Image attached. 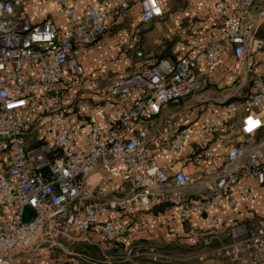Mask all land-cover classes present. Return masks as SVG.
<instances>
[{
    "label": "built area",
    "instance_id": "obj_1",
    "mask_svg": "<svg viewBox=\"0 0 264 264\" xmlns=\"http://www.w3.org/2000/svg\"><path fill=\"white\" fill-rule=\"evenodd\" d=\"M61 5L70 22L68 31L57 29L50 18L31 24L15 13L24 0H0V150L7 155V164L0 167V208H12L10 218L0 215V264H10L16 255H46L59 246L61 238L72 231L81 234L94 230L108 243L134 233L135 226L122 222L133 209H146L152 202L175 204L179 217L190 222L194 214H204L215 225L218 219L208 215L210 208L227 198L235 205V195L247 197L244 184L252 178L264 185V140L257 146H232L221 169L210 168V177L200 179L208 195L200 200L185 199L181 191L197 180L183 170L169 173L149 154L150 133L140 129L135 137L125 138V128L136 121L159 113L167 103H179L201 89L199 70L214 66L225 51L234 61L230 72L238 75L247 49L254 41L264 47V37L257 38V28L264 21V10L257 19H250L255 0H231L234 16L227 22L217 40L194 48L192 55L175 61L158 58L141 71L119 79L106 95L123 96L134 91L140 95L128 109L115 111L100 123H88L81 146H77L79 127H65L68 99L81 84L83 69L74 53V42L87 46L105 30L115 10L139 7L143 22L163 15L157 0H100L79 12L76 0H54ZM206 3L208 0H199ZM218 10L229 11L224 0H215ZM258 93L251 94L243 105L239 132L244 136L264 133V85L256 84ZM256 108V110H254ZM233 102L224 105L219 116L230 118L236 112ZM214 125L205 123L200 131L207 135ZM42 129L44 140L34 147L25 146L29 130ZM188 127L178 129L168 147L177 149L189 135ZM46 138V139H45ZM47 139L50 142H47ZM213 158L210 148L204 150ZM121 164L119 176L131 187V194L118 198L113 206L101 201L105 187L111 183L113 166ZM98 170L95 182L89 180ZM34 211L31 220L23 221V210ZM113 209V216L111 214ZM106 217L104 220L100 216ZM154 216L149 215L145 222ZM228 241L219 240L217 252L233 264H264V226L232 227ZM213 237H205L206 245ZM142 245L116 249L108 260H129L139 254ZM145 253L151 262L165 256L153 244Z\"/></svg>",
    "mask_w": 264,
    "mask_h": 264
},
{
    "label": "crops",
    "instance_id": "obj_2",
    "mask_svg": "<svg viewBox=\"0 0 264 264\" xmlns=\"http://www.w3.org/2000/svg\"><path fill=\"white\" fill-rule=\"evenodd\" d=\"M99 1L76 0L74 4L82 13L85 6L97 5ZM157 1L163 8V15L159 18L143 22L138 17L139 7L131 5L126 10H115L106 21L104 33L92 44L84 46L74 42V53L83 69V77L68 99L70 106L64 126L79 127L77 146L82 145L89 122L96 121L107 129V118L117 110L130 108L140 95V91L123 96L106 95V91L119 79L146 69L161 57L175 61L192 55L195 47L217 40L235 12L231 0H224L229 11L216 9L215 0L206 3L199 0ZM261 10H264V0H255L250 19L256 20ZM15 13L31 24L50 18L61 31L71 28L61 5L54 0H24ZM256 37H264V21L258 26ZM233 61L231 51H225L214 66L200 68L201 89L198 92L179 103L164 104L158 114L125 128L124 137L127 139L135 137L140 129L149 131L148 153L154 155L156 164L161 168L169 173L183 170L199 179L181 191L185 199L198 201L208 195L201 180L211 176L210 168L214 171L222 168L232 146L247 148L264 140L261 131L253 136H244L239 132L244 101L251 94L258 93L257 83L264 85V47L259 49L254 41L245 52L238 75L230 72ZM85 98L91 101H83ZM229 102L236 104V112L223 119L219 114ZM207 122L214 127L204 136L200 131ZM186 127L190 129L189 135L177 149H170V138L178 129ZM24 140L26 147L40 144L44 140L42 129L29 130ZM47 142L50 140L47 139ZM206 148L212 150V159L205 156ZM6 164L7 155L0 150V167ZM121 167V164L113 166L111 183L105 187L101 198L110 206L118 198L131 194L130 185L119 176ZM98 176L96 169L89 180L95 182ZM244 184L250 190L247 197L235 195L232 207L225 197L207 212L218 219L215 225L209 224L204 214H194L190 222H185L179 217L177 205L152 202L146 209H133L123 215L122 222L135 226V231L121 236L114 243L106 242L94 230L84 234L72 231L46 255H16L10 264H233L217 252L219 240L228 241L225 234L235 226H264V185L256 184L252 178ZM12 211V208L3 207L0 208V215L10 218ZM149 215L154 219L145 222ZM110 216H113L112 208ZM105 218L100 216L101 220ZM205 237H213L210 244L204 243ZM147 244L157 246L165 258L157 263L151 262L144 254ZM136 245H142L140 252L129 260L107 258L116 249Z\"/></svg>",
    "mask_w": 264,
    "mask_h": 264
},
{
    "label": "trees",
    "instance_id": "obj_3",
    "mask_svg": "<svg viewBox=\"0 0 264 264\" xmlns=\"http://www.w3.org/2000/svg\"><path fill=\"white\" fill-rule=\"evenodd\" d=\"M34 216V211L30 207H25L23 210V216L22 219L23 221H28L31 220Z\"/></svg>",
    "mask_w": 264,
    "mask_h": 264
},
{
    "label": "rangeland",
    "instance_id": "obj_4",
    "mask_svg": "<svg viewBox=\"0 0 264 264\" xmlns=\"http://www.w3.org/2000/svg\"><path fill=\"white\" fill-rule=\"evenodd\" d=\"M86 100H87V101H88V100L91 101V100L88 99V98L83 99V101H86ZM182 249H184V248L181 247V250H182ZM184 250H185V249H184ZM165 251H167V250H165Z\"/></svg>",
    "mask_w": 264,
    "mask_h": 264
}]
</instances>
